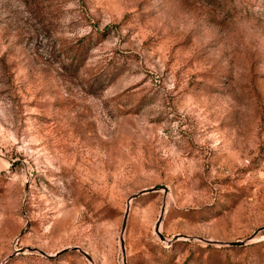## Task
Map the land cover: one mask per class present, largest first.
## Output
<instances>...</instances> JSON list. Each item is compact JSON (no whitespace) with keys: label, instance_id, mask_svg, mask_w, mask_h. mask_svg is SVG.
<instances>
[{"label":"rangeland","instance_id":"1","mask_svg":"<svg viewBox=\"0 0 264 264\" xmlns=\"http://www.w3.org/2000/svg\"><path fill=\"white\" fill-rule=\"evenodd\" d=\"M0 264H264V0H0Z\"/></svg>","mask_w":264,"mask_h":264},{"label":"water","instance_id":"2","mask_svg":"<svg viewBox=\"0 0 264 264\" xmlns=\"http://www.w3.org/2000/svg\"><path fill=\"white\" fill-rule=\"evenodd\" d=\"M140 192H138V193H140ZM138 193H136V194H138ZM136 194H134V195H136ZM163 210H164V208L162 207V211ZM128 212H129V205H127L126 210H125V213H124V218H123V221H122V228H121L122 231L125 228V224H126V219H127ZM120 241H121V247L123 249L124 248L123 237H120Z\"/></svg>","mask_w":264,"mask_h":264}]
</instances>
